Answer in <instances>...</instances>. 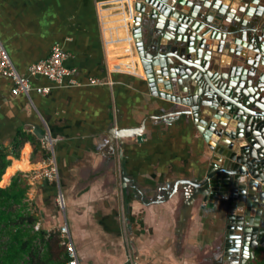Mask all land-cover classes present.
<instances>
[{
	"label": "crops",
	"instance_id": "crops-1",
	"mask_svg": "<svg viewBox=\"0 0 264 264\" xmlns=\"http://www.w3.org/2000/svg\"><path fill=\"white\" fill-rule=\"evenodd\" d=\"M140 1L0 0V38L16 68L27 74L32 63L48 57L59 43L69 52L64 64L75 70L65 81L79 82L58 86L30 76L33 87L49 85L50 92L32 89L14 95L13 80L0 75V141L13 151L14 138L24 131L48 151V157L41 151L34 154L26 140L19 157L8 156L9 166L22 159L30 168L16 170L8 184L18 171L27 174L54 159V179L31 181L39 221L55 230L68 224L80 263L99 264L106 257L98 252L109 251L110 243L123 234L120 189H115L122 180L124 155L130 212L125 216L135 228L130 240L137 242L131 248V264H171V254L177 260L180 256L183 264H226L225 259H237L224 254L222 241L227 215L235 211L228 210L223 197L206 200L197 183L211 166L210 143L219 139L217 129L228 115L218 119L213 110L202 107L197 120L187 103L152 89L131 32L134 4ZM211 13L226 19L215 9ZM234 15L241 18L243 13ZM239 24L233 19L229 29ZM142 32L145 42H157V30L144 24ZM146 51L151 56L155 50ZM232 61L230 53L213 51V69L227 71ZM91 77L102 83H91ZM203 119L217 123V129L209 123L204 127ZM140 126V135L122 142L114 137L120 131L114 133L116 128ZM27 145L29 160L22 150ZM59 190L67 201L63 210L56 204ZM120 257L111 264H124Z\"/></svg>",
	"mask_w": 264,
	"mask_h": 264
},
{
	"label": "water",
	"instance_id": "water-1",
	"mask_svg": "<svg viewBox=\"0 0 264 264\" xmlns=\"http://www.w3.org/2000/svg\"><path fill=\"white\" fill-rule=\"evenodd\" d=\"M205 1L137 2L131 32L153 90L187 103L197 120L202 107L213 110L218 119L228 115L218 129L207 119L200 123L217 129L219 139L210 143L213 161L204 180L197 183L198 192L206 200L227 199L228 210L235 213L227 215L224 254L236 255L232 264H249L255 248L264 245V0ZM212 8L226 19L212 14ZM236 11L243 16L236 18ZM233 19L241 26L230 30ZM144 24L158 31L157 42L143 40ZM148 48L155 50L151 56ZM213 51L232 55L227 71L212 68ZM141 127L116 128L113 132L120 131L114 137L122 142L124 137L140 135ZM121 160L127 208L124 155Z\"/></svg>",
	"mask_w": 264,
	"mask_h": 264
},
{
	"label": "trees",
	"instance_id": "trees-1",
	"mask_svg": "<svg viewBox=\"0 0 264 264\" xmlns=\"http://www.w3.org/2000/svg\"><path fill=\"white\" fill-rule=\"evenodd\" d=\"M26 140L31 142L34 154L41 151L44 157H48V151L41 147V143L24 131H19L14 138L13 151L0 141V264H66L68 254L59 232L47 237L49 228L42 223L39 230L34 229L39 216L35 202L28 196L31 186L28 177L18 171L8 184L16 171L11 169L13 164L9 166L11 160L8 156L19 157ZM24 149L23 157L29 160L26 152H31L30 145ZM16 160L27 164L22 159ZM249 264H264V245L255 248L254 258Z\"/></svg>",
	"mask_w": 264,
	"mask_h": 264
},
{
	"label": "built area",
	"instance_id": "built-area-1",
	"mask_svg": "<svg viewBox=\"0 0 264 264\" xmlns=\"http://www.w3.org/2000/svg\"><path fill=\"white\" fill-rule=\"evenodd\" d=\"M68 56L69 52L65 51L59 43H55L48 57L32 63L28 67L27 74L21 73L16 68L8 50L6 49L2 39L0 38V75L10 77L13 80L14 84L11 91L14 95H18L21 93L30 94V91L32 89H36L39 93L46 94L50 92L51 86L46 85L33 87L30 81V76L45 77L54 85L58 86L79 84V82L74 79H71L69 82L65 81V78L75 71L74 69H71L64 64ZM90 82L102 83V81L100 79H97L96 77H91ZM42 143H46V140L44 138L42 139ZM47 166L48 168L44 171H40L42 168L39 169L36 172L38 173L36 176H41L44 180L54 179L58 174L55 160L49 159ZM57 203L63 210L65 207V199L64 194L61 190L58 191ZM40 227L41 222L37 221L34 224V229L39 230ZM55 231L59 232L61 243L66 247V251L68 254V260L66 264H81L76 246L70 234L68 224H63L56 230L55 228H50L46 236L49 237V235Z\"/></svg>",
	"mask_w": 264,
	"mask_h": 264
},
{
	"label": "rangeland",
	"instance_id": "rangeland-1",
	"mask_svg": "<svg viewBox=\"0 0 264 264\" xmlns=\"http://www.w3.org/2000/svg\"><path fill=\"white\" fill-rule=\"evenodd\" d=\"M44 167V168H43ZM43 167H40V168H37V169H35V170H32L31 172H28L27 174L26 173H24L27 177H28V182L30 183L32 180H33V182L35 183V182H39V181H44V179H43V177H41V176H36L38 173H36L39 169H41L40 171H44V170H46L47 168H48V166L46 165V166H43ZM36 173V174H35ZM33 182H31L30 183V188H29V190H28V196H29V198L30 199H33L34 198V187L33 186H35V184L33 183ZM117 183H118V180H117ZM8 185V184H7ZM117 185V184H116ZM119 187V189H120V192H119V195L121 196V203H122V231H123V234H122V236L120 237V238H117V239H115L114 240V238H113V240L114 241H116L115 243H110V245H109V251H104L105 249H103V252L102 253H99L98 252V255L102 258V257H106L105 258V260L104 259H102V260H100L98 263L99 264H107V263H109V264H111L112 262H116V261H114L113 259L114 258H116L117 256H118V254H121V257L119 258V260L120 259H122V258H124V264H131L132 263V260H130L131 259V252H132V250H131V248H132V246L134 245V246H136V241L135 240H130V235H131V232L133 233V228H134V226H133V228L131 227V224L129 223L130 221H128L127 222V220L126 219H128V217L127 216H125V212L126 213H128L129 212V205H128V203H127V208H126V206H125V204H124V201H125V199H124V192H123V189H122V186H121V183H120V181H119V183H118V185H117V187H116V189L115 190H118L117 188ZM57 196H58V193H57V195H56V204L58 205V203H57ZM127 198H128V196H127ZM64 199H65V207L64 208H67V201H66V198H65V196H64ZM59 206V205H58ZM130 213V212H129ZM140 215V214H139ZM81 216V215H80ZM80 218V217H79ZM145 227V226H144ZM56 229H58V227L56 228ZM135 229V228H134ZM64 245V244H63ZM175 253H177V251L175 252ZM174 253V254H175ZM179 253H181V251H179L177 254H179ZM223 256V255H222ZM171 264H183V261H181L182 259H180V256H179V258H178V260L177 259H175V257L171 254ZM112 260V261H111ZM130 260V261H129ZM221 262H223V261H221ZM231 262V264H232V261H230L229 259H225V263L226 264H229ZM115 264V263H114ZM118 264V263H117ZM133 264H139V263H137V262H135L134 261V263ZM155 264H165V263H157V262H155ZM222 264V263H221Z\"/></svg>",
	"mask_w": 264,
	"mask_h": 264
},
{
	"label": "bare ground",
	"instance_id": "bare-ground-1",
	"mask_svg": "<svg viewBox=\"0 0 264 264\" xmlns=\"http://www.w3.org/2000/svg\"><path fill=\"white\" fill-rule=\"evenodd\" d=\"M125 16L126 17H130L131 16V12H126L125 10ZM133 19H134V16H133ZM119 134V133H118ZM29 165L28 164H22L20 163L19 161L15 160L13 165L11 166V169L13 170H18V169H24V170H27L29 169ZM197 197V196H196ZM196 197H193V199H195Z\"/></svg>",
	"mask_w": 264,
	"mask_h": 264
}]
</instances>
